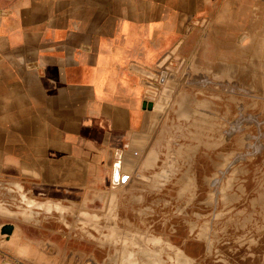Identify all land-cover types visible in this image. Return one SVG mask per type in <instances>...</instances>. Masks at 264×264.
<instances>
[{"label":"crops","instance_id":"obj_1","mask_svg":"<svg viewBox=\"0 0 264 264\" xmlns=\"http://www.w3.org/2000/svg\"><path fill=\"white\" fill-rule=\"evenodd\" d=\"M209 2L0 0V188L36 189L34 202L66 219L70 204L74 217L97 221L98 235H144L147 203L161 204L163 188L196 170L204 145L195 146L194 121L209 118L204 103L197 115L193 103H165L168 77L144 108L147 81L159 83L145 71L170 73L168 63L195 58L188 45ZM116 165L126 182H113ZM12 214L0 207V264H61Z\"/></svg>","mask_w":264,"mask_h":264},{"label":"rangeland","instance_id":"obj_2","mask_svg":"<svg viewBox=\"0 0 264 264\" xmlns=\"http://www.w3.org/2000/svg\"><path fill=\"white\" fill-rule=\"evenodd\" d=\"M207 6L188 45L195 58L168 63L175 77L165 98L193 103L196 115L204 103L208 121H194L195 146H204L189 179L163 188L161 204L147 203L144 235H98L97 221L74 217L70 204L66 219L53 205L34 202L43 197L36 189L0 188V207L61 264H264V0Z\"/></svg>","mask_w":264,"mask_h":264},{"label":"water","instance_id":"obj_3","mask_svg":"<svg viewBox=\"0 0 264 264\" xmlns=\"http://www.w3.org/2000/svg\"><path fill=\"white\" fill-rule=\"evenodd\" d=\"M145 73L147 75H149L150 77L159 80V83L147 81L148 86H150L152 89L149 90L147 98L145 99L143 105H144V108L152 109L154 106V98L156 95V91L160 88L159 84L164 83L166 81L167 77L174 78L175 74L174 73H168L167 70L162 71L160 74H154V73L149 72V71H145ZM128 178H129V175L128 174H121L118 165H116L113 182L114 183H119V182L124 183L128 180ZM13 230H14V224L13 223H5L1 227V233L2 234L10 235L13 232Z\"/></svg>","mask_w":264,"mask_h":264},{"label":"built area","instance_id":"obj_4","mask_svg":"<svg viewBox=\"0 0 264 264\" xmlns=\"http://www.w3.org/2000/svg\"><path fill=\"white\" fill-rule=\"evenodd\" d=\"M15 264H29V263H27L25 261H21V260H16Z\"/></svg>","mask_w":264,"mask_h":264}]
</instances>
